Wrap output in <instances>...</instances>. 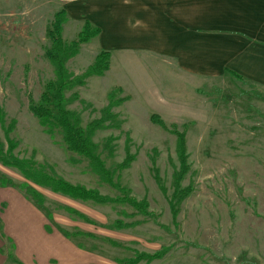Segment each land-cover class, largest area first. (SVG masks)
<instances>
[{
    "label": "rangeland",
    "instance_id": "obj_1",
    "mask_svg": "<svg viewBox=\"0 0 264 264\" xmlns=\"http://www.w3.org/2000/svg\"><path fill=\"white\" fill-rule=\"evenodd\" d=\"M55 3L0 0L2 153L113 202L145 200L151 215L123 201L100 205L53 193L18 169L0 164V181L9 184L5 193L29 200L56 231L91 236L76 238L93 255L90 264H119L164 250L162 260L149 264H264V89L230 75L188 86L180 75L153 66V60L142 69L121 67L119 51H106L108 71L68 86L64 100L83 130L94 121L101 123L90 141L109 173L110 186L86 158L67 150L55 125L41 126L29 110L30 101L38 104L46 85L55 79V67L45 56L52 46L45 31ZM81 26L63 25L66 46ZM100 45L94 38L66 60L72 79L93 64ZM142 53L130 51V61ZM152 116L183 133L184 169L176 135L153 124ZM127 157L128 166L119 167ZM28 190L40 194V203ZM186 190L184 199L173 201ZM3 207L0 203V211ZM117 219L131 226L111 228ZM0 240L2 255L10 264H19L1 223Z\"/></svg>",
    "mask_w": 264,
    "mask_h": 264
},
{
    "label": "crops",
    "instance_id": "obj_2",
    "mask_svg": "<svg viewBox=\"0 0 264 264\" xmlns=\"http://www.w3.org/2000/svg\"><path fill=\"white\" fill-rule=\"evenodd\" d=\"M51 1L57 2L53 17L66 13L64 28L70 22L81 27L88 22L99 29L95 39L101 50L119 51L121 67L141 68L153 60V66L180 75L188 86L205 84L229 71L264 89V0ZM130 51L143 53L131 62ZM6 187L0 185L4 206L0 223L19 264L92 262L93 255L76 240L91 236L68 233L70 237H65L29 200L5 193ZM3 245L0 240V264H10L1 253Z\"/></svg>",
    "mask_w": 264,
    "mask_h": 264
},
{
    "label": "trees",
    "instance_id": "obj_3",
    "mask_svg": "<svg viewBox=\"0 0 264 264\" xmlns=\"http://www.w3.org/2000/svg\"><path fill=\"white\" fill-rule=\"evenodd\" d=\"M66 13L61 11L54 15L51 23L47 26L45 31L46 38L51 42L52 46L46 51V58L55 67V79L49 82L40 99L38 104H34L32 101L29 103V110L32 115L38 119L41 126L55 125L62 133L63 143L67 150L77 154L89 161L91 169L96 175L105 181L106 184L112 186V180L109 173L104 170L98 157L95 155L94 145L90 141V136L99 129L101 123L94 121L90 123L86 130H83L79 125L74 115L65 109L64 92L68 86L71 85H82L84 80L89 77H99L108 71V63L110 59V54L106 51H101L95 58L92 65H90L82 76L78 79H72L71 75L65 67V62L69 58H73L78 54L79 47L83 44L89 43L92 39L96 38L100 34V30L93 28L88 22L83 24L81 31L78 33L77 38L70 42V45L66 46L61 33L62 27L66 23ZM233 79L245 83L244 80L232 73L227 71ZM151 122L161 129L173 133L176 135L179 144L178 152L181 157V164L184 169V143L183 133L180 134L175 129L167 128L162 120L158 116H152ZM9 156V157H8ZM130 158L127 157L119 167L126 168ZM0 164L7 168H16L20 173L28 180H31L34 184L40 187H44L52 191L53 193L63 195L65 197L83 201L91 202L94 204H107L115 202H126L128 205L133 207L135 210L143 215H151L147 212V203L145 200L141 202H136L134 199H123L111 201L107 197L101 196L98 192L87 190L81 186H73L61 179L46 176L43 173L35 171L31 166L22 161H17L10 155H4L2 153V147L0 145ZM7 181L1 180L0 185L5 187L9 184ZM28 193L32 196L34 200L39 203L42 199L40 194L34 190H28ZM189 194V190L181 191L177 193V196L172 197L173 201L177 203L184 199ZM173 205L170 207L173 219L175 218L176 212L173 210ZM68 212H74L72 210H67ZM82 219L80 215H78ZM130 224H124L122 220H115L111 228L116 230H121L130 227ZM65 237H70L68 233H63ZM166 250L161 252H156L152 255L138 254L133 259L126 261H118L119 264H139L141 262H146L147 264L154 261L162 260Z\"/></svg>",
    "mask_w": 264,
    "mask_h": 264
}]
</instances>
